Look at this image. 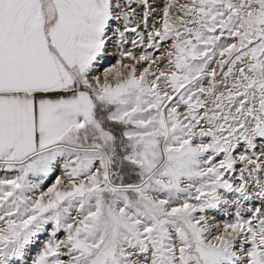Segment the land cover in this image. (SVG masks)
I'll return each mask as SVG.
<instances>
[{
	"label": "snow or ice",
	"instance_id": "obj_1",
	"mask_svg": "<svg viewBox=\"0 0 264 264\" xmlns=\"http://www.w3.org/2000/svg\"><path fill=\"white\" fill-rule=\"evenodd\" d=\"M136 2L0 0V264H264V0H168L170 67L93 77Z\"/></svg>",
	"mask_w": 264,
	"mask_h": 264
},
{
	"label": "rangeland",
	"instance_id": "obj_2",
	"mask_svg": "<svg viewBox=\"0 0 264 264\" xmlns=\"http://www.w3.org/2000/svg\"><path fill=\"white\" fill-rule=\"evenodd\" d=\"M187 2H188V0H176V4H184ZM167 3H168V0H149V4L151 5V9H154L155 7H158V8L160 7L159 9L162 10V9H164V7L166 6ZM132 7L136 10L135 12L137 13V15H134L133 17H131L132 22H131V24L128 25V27L129 28L135 27L136 32H126L125 33V38H126L127 42L123 44L122 48L119 46L118 39H113V41L108 46V50L113 52V54L110 56L105 55V58L97 65L96 70L93 74L99 73V71H101V69L103 70L104 68L106 69L107 67L110 68V67H113L117 64H120V63H122V61L127 62L128 64H132L131 66L135 65V67L137 68L138 74L142 73L144 68L149 67V66H151L150 70L156 71V72H158L160 70H167L170 67L168 62H167V59L165 57L167 56V53L172 50V45L175 42L174 39L168 38L166 40H160L159 37H156V42L159 43L160 47L157 48L155 46H153V47L148 46L150 43H152V41H150V39H149L148 34L151 32H154L156 29H159L161 31L163 30V10L160 11V12H162V16L161 15L159 16L158 14L156 16V14H154V12H152L151 16L148 17L147 23H143L142 22L143 21V12L147 11L148 9L145 8L144 6L140 5L138 3V0L136 3H134L132 5ZM170 11L172 12V14L174 16L183 15V13L176 11L175 8H173ZM156 19H161V20L155 21ZM122 28H123V25H121V29ZM139 33L144 34V43L140 42V38L138 35ZM133 41H135V44H133ZM125 49L131 51L133 53V56L136 59L134 60L130 57H125V58H123V60H121L119 53H120V51L125 50ZM142 55L150 56L151 59L140 61L139 57ZM216 59L219 60V59H221V57H216ZM137 61H139V62L137 63ZM153 61H155V63H153ZM131 66H127V67L130 68ZM210 67L214 68L216 70V72L219 71V69H220V67L217 63H212L210 65ZM223 76L224 75H222V77L217 80V94H219V92H225V94H227V88L230 87V85L232 83L231 77L226 79ZM210 80H211V78H205L204 79L203 83H204L205 87L208 86V84L210 83ZM210 107H212V105H211V102L209 100V103L206 105V108H210ZM204 110L205 109H201V114H203ZM179 111L185 115L187 113V109L184 106H181ZM200 126L207 128V124H205L203 121H201ZM200 126H197V129H196L197 132L199 131ZM209 141H210V138H204V142H209ZM199 142H200L199 139H196L193 141L194 144L199 143ZM221 158H222V156L217 157V160H219ZM241 167H242V164L238 163L236 165V168H237L236 172L226 174V175H230L233 178V182H235V183L239 182L238 181V175H239V169ZM4 175H11V173L0 172V177H3ZM63 175H64L63 168L62 167L57 168V170L54 173H52L48 177V179H46L44 181L41 189L38 190V192L39 191H45L46 192L47 189L49 187H51L52 184H54L56 182V178L58 176L63 178ZM65 184H67L66 180H65ZM249 207L250 208L264 207V205H262L259 201H254L251 205H249ZM75 215H76V213L73 212V216H75ZM209 215L214 216L215 222H219V223H222L225 219L231 218L230 216H228L226 214H220L217 212H210ZM246 215H250V214L246 213ZM51 228H52V226L49 225V232L46 233L45 235H50ZM57 236L60 239H64L66 236V233L62 230L61 232H59L57 234ZM33 255H35V253H33ZM65 259H67V257H65Z\"/></svg>",
	"mask_w": 264,
	"mask_h": 264
},
{
	"label": "bare ground",
	"instance_id": "obj_3",
	"mask_svg": "<svg viewBox=\"0 0 264 264\" xmlns=\"http://www.w3.org/2000/svg\"><path fill=\"white\" fill-rule=\"evenodd\" d=\"M157 5V4H156ZM158 6V5H157ZM137 8V7H136ZM160 8V7H159ZM158 7H155L154 9H151V12H154V14H156V16H157V14L160 16H162V12H160V11H162L161 9H159ZM162 8V7H161ZM136 11V10H135ZM139 11V10H138ZM144 13V12H143ZM153 14V15H154ZM133 17V16H132ZM139 19V18H138ZM152 20V19H151ZM157 20H161V19H156L155 21H157ZM154 23V22H153ZM162 25V24H161ZM113 54V52H111L110 50H108L107 51V53H106V56H110V55H112ZM161 59V58H160ZM122 64L123 65H126V66H131L132 64H128L127 62H124V61H122ZM109 67H107L106 69H108ZM106 69L104 68L103 70L101 69V71H99V73H96V74H93V77H95V76H100L101 77V80H103V74H104V72L106 71ZM223 75V74H222ZM222 75L221 76H219V77H216V80H218V79H220L221 77H222ZM224 77V76H223ZM206 78H210V77H206ZM223 79V78H222ZM220 82V81H219Z\"/></svg>",
	"mask_w": 264,
	"mask_h": 264
},
{
	"label": "water",
	"instance_id": "obj_4",
	"mask_svg": "<svg viewBox=\"0 0 264 264\" xmlns=\"http://www.w3.org/2000/svg\"><path fill=\"white\" fill-rule=\"evenodd\" d=\"M227 67H228V65H225L224 66V71L227 70ZM216 73H217V76L216 77H219V76H221L223 74V72L221 71V69H219V71H217Z\"/></svg>",
	"mask_w": 264,
	"mask_h": 264
}]
</instances>
